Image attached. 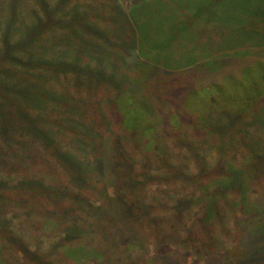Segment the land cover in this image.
<instances>
[{
    "label": "trees",
    "instance_id": "obj_1",
    "mask_svg": "<svg viewBox=\"0 0 264 264\" xmlns=\"http://www.w3.org/2000/svg\"><path fill=\"white\" fill-rule=\"evenodd\" d=\"M173 1L124 0L131 4L125 11L121 0H18L34 4L30 15L38 27L55 34L36 42L38 111L15 104L21 91H0V264L104 262L105 251L89 244L99 229L105 243L127 252L145 234L136 189L150 177L148 164L155 156L171 175L181 171L162 145L169 140L188 151L194 177L223 173L219 189L204 201V222L213 218L212 202L221 190L237 193L249 218L247 226L235 225L243 247L212 257L193 242L203 264H264V61L209 57L224 48L264 45V0ZM92 4H119L124 17L118 31L109 32L108 22L94 17ZM175 14L181 15L178 23ZM20 18L10 37L14 48L22 32L32 29L25 13ZM73 29L88 32L86 39L77 35L68 44ZM96 33L105 36L95 40ZM107 106L120 114L119 129ZM215 152L211 164L207 157ZM31 159L50 162L59 176L10 177V164ZM8 190L15 196L7 198ZM31 198L42 205V233L22 223L10 228L3 212L6 204ZM190 201L178 198L175 205ZM107 218L115 221L112 232L103 229ZM198 222L187 230L191 240L202 236ZM162 246L153 258L187 264L186 255Z\"/></svg>",
    "mask_w": 264,
    "mask_h": 264
},
{
    "label": "rangeland",
    "instance_id": "obj_2",
    "mask_svg": "<svg viewBox=\"0 0 264 264\" xmlns=\"http://www.w3.org/2000/svg\"><path fill=\"white\" fill-rule=\"evenodd\" d=\"M121 1L124 3V0ZM173 2L175 3L177 1ZM130 5L126 3L121 4L125 8V11L129 10L127 6ZM172 5L178 10V4ZM25 8L27 9L24 10ZM33 8L34 4H31L29 7L27 4H19L18 0H0V91L4 92L5 96L9 90L21 91L22 96L16 97L14 102L19 101L23 104H18V102H15V104L23 106V108L25 105H30V108H34L35 112L36 110L38 111L40 106L39 99L36 96L39 94L38 90L40 86L38 64L33 61L35 55L38 53L36 42L44 37H51V34L55 33L50 31V28L45 30L38 27L37 21L30 15V9L33 10ZM119 9V4H92L91 8L95 18L101 20L104 18L108 22L109 32L118 31L119 21L122 22L124 16L120 13L121 10ZM24 13L26 14L27 23H31L32 29L29 31L25 29V32H22L18 38L19 43L14 48L15 46L12 45L10 40L11 33L14 32L13 29H15L16 24L23 22V19L20 17H24ZM173 16L175 17L174 21L176 23L181 20L180 14ZM167 21H170L169 16ZM167 27L171 29V26H166V29ZM72 31L74 34L71 32L67 33L68 44L77 35L79 38L87 37L86 33L88 32L75 29ZM167 34L170 36L172 33L168 32ZM93 36L96 40L105 35L96 33ZM88 39L90 38L88 37ZM17 52L20 53L18 57H16ZM197 56L199 55L197 54ZM238 56H254L264 61V45L246 44L242 47L232 49L224 48L209 57L227 59ZM13 58L19 59L20 62H10ZM184 65L182 64V66ZM5 107L2 106L3 109ZM21 110L20 112H22ZM106 113L112 119L114 127L119 129L120 114L113 107L110 108L108 106ZM162 145L171 152L172 164L179 166L181 171L175 170L171 175L170 171H168L169 169L167 170L165 166H162L161 161L157 160L155 156L150 164H148L149 166L147 165L146 171L150 177L146 181H143L139 189H136L145 213L141 217V226L139 227L144 230L145 234L139 235V240L134 242V246L130 245L127 247V252H123L105 243L102 240V234L99 232V229L98 232L91 235L89 244H91L90 246H94L98 251H105V260L104 262H94V260L87 259L86 264H167L166 257L153 258L161 245H163L164 251L167 250L168 252L172 248L186 255L183 256V259L185 257L187 264H191L194 260L197 261V264H203V258L191 247L193 242L202 254L208 252L212 257L217 252L224 251L228 248L244 246L242 237L234 234V230L237 224L247 226L249 224V218L240 210V205L237 203V193L232 194L231 192L227 193L222 190L217 191V197L212 202V208L215 211L214 216L210 221L204 222L202 215L205 212L204 201L209 200L210 194L214 193L217 188L219 189V184L224 179V176L221 175L223 174L222 171L216 170L212 177L209 178L194 177L197 169L195 162L188 157V151L185 148L179 149L171 140L163 142ZM1 150L2 144L0 139V153ZM153 154L155 155V153ZM216 158V152L207 157L211 164L216 161ZM11 166L15 168V171L13 170L9 173L11 178H15L19 173L28 172L41 175L47 180H51L52 178L58 177L60 173L59 169H55L56 167L50 162H40L37 159H31L26 163L23 162L21 165L10 164ZM2 168L4 166L0 156V175ZM8 169L6 168L7 171ZM140 180H143V178H140ZM109 190L111 193L113 189L110 188ZM14 194L15 192L10 190L7 193V198L14 197ZM250 196H253V193H250ZM178 198H189L191 201L187 205L180 204L176 206L175 201ZM18 205L11 204L9 206L6 204L3 209V212L10 220V228L15 229L22 223L29 231L42 233L43 225L40 214L38 213V211L42 210L41 203L37 199L31 198L28 202L24 201ZM22 206L25 207L22 208ZM197 219L199 220L196 225L197 230H201L203 233L197 240L196 238L191 240L189 239L187 230H189ZM113 220V218H107L103 223V229H109L112 232L115 224ZM209 233H213L212 236L214 235V237L208 235ZM45 238L47 239L49 236ZM127 253L132 254V260H127Z\"/></svg>",
    "mask_w": 264,
    "mask_h": 264
}]
</instances>
